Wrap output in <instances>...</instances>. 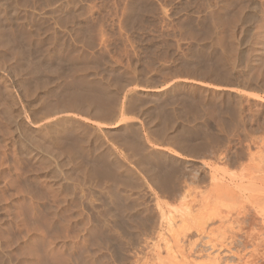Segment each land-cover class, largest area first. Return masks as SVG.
I'll return each mask as SVG.
<instances>
[{
    "label": "rangeland",
    "instance_id": "1",
    "mask_svg": "<svg viewBox=\"0 0 264 264\" xmlns=\"http://www.w3.org/2000/svg\"><path fill=\"white\" fill-rule=\"evenodd\" d=\"M262 175L264 0H0V264H264Z\"/></svg>",
    "mask_w": 264,
    "mask_h": 264
},
{
    "label": "bare ground",
    "instance_id": "2",
    "mask_svg": "<svg viewBox=\"0 0 264 264\" xmlns=\"http://www.w3.org/2000/svg\"><path fill=\"white\" fill-rule=\"evenodd\" d=\"M176 84L178 85V83H176ZM179 84H180V83H179ZM174 85H175V84H174ZM181 85H182V84H180V86H181ZM178 86H179V85H178ZM185 86H186V85H185ZM104 87H105V86H104ZM106 88H107V87H106ZM106 88H105V89H106ZM102 89H103V88H102ZM98 90H99V89H98ZM103 90H104V89H103ZM205 90L207 91V89H205ZM107 91H108V90H107ZM113 91H114V90H113ZM113 91H112V92H113ZM132 91H133V90H132ZM108 92H109V91H108ZM110 92H111V91H110ZM127 92H128V91H127ZM94 93H95V92H94ZM94 93H93V94H94ZM105 93H107V92H105ZM115 93H116V92H115ZM103 94H104V92H103ZM97 95H99V94H97ZM97 95H96V93H95V97H96ZM104 95H105V94H104ZM110 95H112V94H110ZM92 96H93V95H92ZM107 96H108V95H107ZM115 96H117V95H115ZM95 97H92V98H94V101H95ZM97 97H98V96H97ZM116 98H117V97H116ZM98 100H99V98H97V102H98ZM94 101H93V102H94ZM101 101H103V100H101ZM107 101H109L108 98H107ZM111 102H112V100H111ZM117 102H118V101H117ZM102 103H103V102H102ZM107 103H108V102H107ZM98 104H101V102L99 101ZM98 104H97V105H98ZM99 106H100V105H99ZM103 106H104V105H103ZM117 106H118V104H117ZM117 106H116V107H117ZM105 107H106V103H105ZM192 107H193V106H192ZM193 108H195V107H193ZM98 109H99V108H98ZM101 109L103 110V107H102ZM191 109H192V108H191ZM102 110H101V111H102ZM171 110H172V109H171ZM194 110H195V109H194ZM194 110H193V111L191 110V113H192V112L195 113ZM196 111H197V110H196ZM96 112H97V111H96ZM99 112H100V110H99ZM99 112H98V113H99ZM197 112H198V111H197ZM197 112H196V113H197ZM172 113H173V112H172ZM193 113H192V114H193ZM196 113L194 114V116L196 115ZM100 114H101V113H100ZM194 116H193V117H194ZM187 131H188V130H187ZM188 132H189V131H188ZM167 134H168V132H167ZM170 135H171V134H170ZM187 137H188V136H187ZM187 137H186V139H187ZM179 142H181V140H180ZM183 142H184V141H183ZM185 143H186V149H187V145H188L187 143H188V142H185ZM183 144H184V143H183ZM258 176H259V175H258ZM258 176H257V177H258ZM260 177H261V176H260ZM262 177H263V175H262ZM263 178H264V177H263ZM257 179H259V177H258ZM261 179H262V178H261ZM261 181H262V180H261ZM263 182H264V180H263ZM263 182H262V183H263ZM217 184H218V183H217ZM240 185L243 186V184H240ZM223 187H225V185H224ZM235 187H236V186H235ZM219 189H220V188H219ZM231 189H232V188H231ZM227 190L229 191L228 188H227ZM227 190H226V191H227ZM255 190H256V189H255ZM223 191H224V189H223ZM226 191H225V192H226ZM232 193H233V191H232ZM229 194H230V193H229ZM229 194H228V195H229ZM258 195H259V194H258ZM255 197H256V196H255ZM262 200H263V199H262ZM260 201H261V200H260ZM260 201H259V202H260ZM263 202H264V200H263ZM256 204H257V203H256ZM260 204H261V202H260ZM262 204H263V203H262ZM259 206H261V205H259ZM244 207H245V206H243V208H244ZM246 208H247V207H246ZM240 209H242V207H240ZM244 209H245V208H244ZM263 209H264V208H263ZM263 209H262V210H263ZM238 210H239V209H238ZM246 210H247V209H246ZM240 211H241V210H240ZM243 211H244V210L242 209V213H243ZM221 212H222V211H221ZM225 212H226V211H225ZM228 212H229V210H228ZM246 212H247V211H246ZM254 212H255V211H254ZM230 213H231V211H230ZM238 213H239V212H237V214H238ZM262 213H263V211H262ZM243 214H244V213H243ZM243 214H242V215H243ZM224 215H225V214H224ZM226 215H228V213H227ZM263 215H264V214H263ZM228 216H229V215H228ZM237 216L239 217V214H238ZM240 216H241V215H240ZM226 217H227V216H225V218H226ZM223 218H224V217H223ZM225 218H224V219H225ZM227 218H228V217H227ZM221 220H223V219H221ZM185 228H186V227H185ZM184 230H186V229H183V231H184ZM179 231H180V230H179ZM181 231H182V229H181ZM181 231H180V232H181ZM183 231H182V232H183ZM180 232H179V234L181 235L182 233H180ZM175 233H176V232H175ZM183 233H184V232H183ZM176 235H178V234H177V233L175 234V236L173 237V240H174V244H175L176 246H178L177 248H179L180 243H181L182 241H181V239H179V236H176ZM185 235H186V233H185ZM183 238H184V237H183ZM213 245H214V244H213ZM222 245H223V244H222ZM167 247H168V249H166V250L168 251L172 246L169 245V246H167ZM172 249H173V248H172ZM183 249H185V248H183ZM168 252L170 253L171 251H168ZM184 252H186V251H180V253H178V252L176 253V254H178V256L181 255V257H180L181 259H180V260H176V259H177V256L174 255L176 258H175L174 256H172L174 253L171 252L172 255H171V254L169 255V253H167V255H166V256H168L167 258H170V257L173 258V257H174V259L172 260L173 262H170V263H169V262L167 261V263H165V262H164L165 260H164V261H162V264H163V263H165V264H186V263H184V262H186V254H185ZM179 254H180V255H179ZM157 256H160V254H157ZM169 256H170V257H169ZM158 258H159V257H158ZM160 258H161V257H160ZM162 259H163V258H162ZM160 261H161V260H160Z\"/></svg>",
    "mask_w": 264,
    "mask_h": 264
},
{
    "label": "trees",
    "instance_id": "3",
    "mask_svg": "<svg viewBox=\"0 0 264 264\" xmlns=\"http://www.w3.org/2000/svg\"><path fill=\"white\" fill-rule=\"evenodd\" d=\"M205 89H207V88H205V87H197L194 91H196V93L194 94L192 91H186V92H180L177 96V99H175V100H170V101H168L169 103H171V104H174L175 102H178L179 101V99L181 100L180 102H183V101H186V103H187V105L188 106H190V107H198L200 104H201V99H202V97H203V94L204 93H206L207 91L205 90ZM171 90V89H170ZM170 90H168V91H170ZM208 91H209V93H208V96H210L211 95V93H212V90H209V89H207ZM167 91V92H168ZM176 97V96H175ZM213 110H215V106H211V107H209V109H208V113L209 112H212ZM211 126V128L213 129V130H215L216 129V126L214 125V124H211L210 125ZM201 129V128H200ZM202 130V129H201ZM202 136H196V138H197V140H202V138H201Z\"/></svg>",
    "mask_w": 264,
    "mask_h": 264
}]
</instances>
